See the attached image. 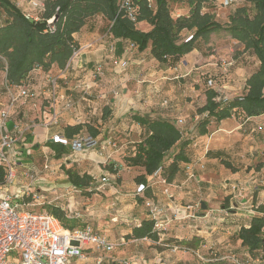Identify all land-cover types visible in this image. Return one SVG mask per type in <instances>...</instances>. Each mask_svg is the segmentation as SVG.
Masks as SVG:
<instances>
[{
    "label": "crops",
    "instance_id": "crops-1",
    "mask_svg": "<svg viewBox=\"0 0 264 264\" xmlns=\"http://www.w3.org/2000/svg\"><path fill=\"white\" fill-rule=\"evenodd\" d=\"M11 1L24 14L31 13L32 19L35 20L41 18L46 8V0ZM151 2V7L155 8V1ZM0 9L2 14L3 6L0 5ZM136 26L143 31L152 28L147 21H139ZM92 27L93 25L86 21L81 30L73 34V41L81 49V54L76 60L71 63L68 61L64 67L52 63L49 68L44 66L33 68L23 82L10 83L15 85L12 88L15 94L19 92L18 85H25L29 92L28 97L17 98L10 114V124L22 120L30 129L14 147L15 151L24 149L22 153L11 155L18 168L23 167V171L17 174L15 184L7 187L1 182L3 171L0 168V194L10 193L18 196L19 192L26 188L34 189L24 181L29 179L28 172L34 170L33 161H30L32 148L38 146L39 152L41 149L43 151L50 149L55 153L48 142H53L51 140L55 135H66L67 126L76 125H80L81 130L72 137L78 134L91 136L96 142L95 147L74 150L57 143L70 151L62 158L56 159H65L76 165L75 168L81 169L77 170L80 174L87 173L92 180L97 178L95 175H100V185H109L112 177L121 175L123 170L119 169L121 158L127 154L134 155L139 143L146 136V128L136 122L134 115H149L152 119L173 121L182 132L180 141L167 153L165 159L169 162L167 164L165 162V166H168L181 148L186 156V161H180L179 171L171 183H163L162 179L165 177L159 172L150 176L143 193L137 192L138 183L136 185V196L143 198L145 205L147 200L153 201L158 205L160 213L155 216L146 205L148 209L145 213L135 214L137 221L135 225L122 227L124 218H119L118 215L114 218L105 215L102 209L104 204L100 205V227L111 226L113 228L109 233L111 238L106 235L117 242L124 239L126 243L123 245L127 247L117 253L114 252L115 249L101 253L90 245L85 248V257L74 258L71 264H97V259L103 254L105 264H119L123 259L133 260L137 264H172L181 262L185 255H193L184 251L173 252L152 238L132 237L134 227L140 226L145 218H152L155 225L158 221L163 225L164 228L159 232L165 240L187 244L198 239L195 237H201L202 240L195 247L205 244L218 249L220 253H234L230 248L231 244L227 243L233 230L237 237L236 247L246 250L238 237L240 229L243 226L249 227L253 217L264 215L259 211V207L264 206V189L259 188L260 191L251 196L246 191L251 187L255 188L253 184L257 181L255 179L257 166L264 163V115L246 116L241 109H235L229 117L217 120L215 117H209L207 111L201 113L199 109L206 104L207 90L210 89L216 92L214 100L219 105L242 97L247 91V79L259 68L260 61L257 56L252 51L245 50L244 44L234 39L227 31H212L198 37L193 42L194 48L179 59L169 56L167 62H160L151 55L150 47L141 51L138 44L127 38L115 37L109 28L105 32L96 33L88 30ZM185 31L194 33L196 29H184L181 34H186ZM187 37L180 38L179 42H185L183 39ZM238 49L242 52L239 63L232 57L233 51ZM249 58L252 59V63L247 60ZM217 59L221 61L233 59V64L226 71L223 66L218 65ZM115 60L118 63H115ZM98 66L104 70L101 75L96 72ZM105 70L118 73L119 79L124 82L121 94L112 88L114 96L111 105L117 106L122 115L127 112L130 114L131 128L134 132L126 131L122 134L118 130L121 124L118 126L112 124L114 117L103 121V115L106 117L110 113V108L113 109L112 106L110 108L105 106L104 108L109 109L105 115V111L100 108V102L108 96V92L100 89L101 81L104 80V77H101ZM212 77L218 78V82L211 88L205 79ZM52 78L58 80L55 103L54 98L50 96ZM203 87H206L205 91ZM8 100L9 93L4 86L0 91V109ZM54 112L57 114L56 124L47 126ZM112 116L116 118L118 114L112 112ZM206 119L209 120L207 133L200 134V123ZM60 125L61 131L59 128L54 129ZM118 137L122 138V144L119 143ZM185 142L187 145L183 146ZM74 156L76 158H73ZM29 161L31 163H27ZM224 161H227L231 168L227 167ZM81 162L93 167L92 170L82 169ZM141 173H144V170ZM32 180L38 191L56 189V186H47L52 184V180L47 178ZM59 181L67 182L64 185L65 189L80 191L69 181L66 174L64 178L55 182ZM236 183L246 188L243 196L239 198L232 189ZM161 184H166L165 186H168L166 188L173 195L171 199L167 196L169 201H166L164 192L166 188L162 191ZM107 193H113L112 186ZM24 198L20 199L29 202ZM196 202H199L200 206L201 202H205L207 213L205 210L201 213L195 210ZM76 204L75 200L69 199L65 210L67 218L81 217L80 212L72 210ZM188 206H193L194 209H189ZM208 217L212 219L210 220L212 225L206 230L201 223L207 221ZM235 221H240V224L225 225V222ZM154 230L158 233L155 226ZM208 237L210 240L216 239L214 242H208L206 241ZM223 242L222 248L215 246ZM234 254L239 256L238 253ZM244 255L246 258L248 250L244 251ZM174 256L175 260L171 262Z\"/></svg>",
    "mask_w": 264,
    "mask_h": 264
},
{
    "label": "trees",
    "instance_id": "trees-1",
    "mask_svg": "<svg viewBox=\"0 0 264 264\" xmlns=\"http://www.w3.org/2000/svg\"><path fill=\"white\" fill-rule=\"evenodd\" d=\"M140 5L139 21H147L152 25L149 31H143L119 12L120 0H46L45 11L38 20L29 19L11 0H0V5L7 12L9 19L0 26V70L7 71V80L12 84L23 82L35 66L49 68L52 63L64 67L72 56L71 43L73 34L81 30L87 19L96 14H103L110 24V32L115 37L127 38L138 44L144 51L150 47L151 55L160 62H167L168 57L179 59L194 48L193 42L200 36L224 28L213 20L208 12L201 14L202 4L206 0H154L156 7L149 5L148 0H136ZM170 1L189 2L192 6L190 16L171 14ZM255 8L254 14H249L246 5L238 6L230 16L228 29L230 35L244 44L245 50L252 51L260 61L259 68L247 79V91L242 97H237L219 105L214 97V90H207V102L199 111L208 112L209 117L222 120L229 117L233 111L241 109L246 116L264 115V0H251ZM55 19L50 31L48 20ZM196 27L194 38L189 42H179L180 33L184 29ZM78 47V45H76ZM209 78L206 80L208 81ZM206 81V82H207ZM105 115L109 109L104 108ZM134 119L146 128V136L139 143L137 152L126 158L130 167H141L144 173L138 174L135 181L147 184L150 176L161 171L168 183H171L179 171L180 161H186L183 148L173 160L165 166L167 153L180 141L181 130L173 121L152 119L149 115H134ZM209 120L200 123V134L207 133ZM81 130L80 125L67 126L68 137ZM54 147L56 158L60 159L69 149L54 142H48ZM187 142L183 143L186 146ZM58 146V147H57ZM227 167L231 165L224 161ZM69 181L78 189L87 188L92 180L87 173L80 174L72 167L64 168ZM1 174V173H0ZM1 179V178H0ZM143 202V198H139ZM33 211V210H32ZM264 213V206L259 207ZM49 213L58 218L68 229L79 226L77 221L66 217V212L60 206H48ZM86 225H81L84 227ZM155 221L152 218L143 219L138 227H134L132 237H148L157 240L154 230ZM264 215L252 218L249 227H242L238 234L241 244L250 253L264 246ZM131 237V235L129 236ZM187 242L197 246V241ZM215 264H231L218 262Z\"/></svg>",
    "mask_w": 264,
    "mask_h": 264
},
{
    "label": "built area",
    "instance_id": "built-area-1",
    "mask_svg": "<svg viewBox=\"0 0 264 264\" xmlns=\"http://www.w3.org/2000/svg\"><path fill=\"white\" fill-rule=\"evenodd\" d=\"M148 3L151 6V0H148ZM119 12L136 25L139 22L140 4L136 0H120ZM25 15L29 19L33 18L31 13H26ZM52 21L53 18L48 20L50 31L55 30ZM71 46L73 47V51L69 63L76 60L81 54L80 47H77L74 41H72ZM111 48L113 49V47ZM223 62H228L227 64L229 66L233 63L230 61ZM115 63H118V61L115 60ZM229 66L224 67V69L227 71ZM34 68L38 69L40 66H35ZM96 72L101 75L104 70L101 66H98ZM217 79L213 77L209 78L207 81L208 86L212 88L218 82ZM50 82V96L54 98L55 103V92L58 86V80L57 78H52ZM4 86L9 93V100L0 109V168L3 171L1 182H3L4 186L8 187L15 183L17 178V163L15 159H12L11 155L22 153V150H24L15 151L14 147L22 141L26 132L30 129L22 120L10 124V114L17 98L19 96L28 97L29 92L25 85H18L20 87L19 92L15 94L12 89L15 85L8 82L7 76L4 81ZM56 119L57 114L54 112L51 121L46 125L56 124ZM52 140L55 143L69 146L74 150H84L95 147L96 145L95 140L91 136L81 134L75 137H68L64 134L55 135L52 137ZM44 167L47 169L48 165ZM159 171L155 174L159 173ZM27 176L30 179H34V175L28 174ZM162 182L166 183L167 181L163 178ZM146 188V184L140 183L137 186V192L143 193ZM232 189L236 191V196L239 198L243 196V191L246 188L242 184L236 183L232 186ZM164 192L169 199L173 198V195L167 188ZM25 196L32 200L29 201L31 204H35L34 202L40 197L37 192L32 191L30 188L20 191L18 196L0 194V264H71L74 258L85 257V248L87 246L92 245L101 253H107L113 251L118 245L126 243L124 239L120 242L111 240L106 234L91 225L74 227L72 229L65 228L55 216L46 212H37L28 209L26 206L28 204L30 205L29 202H14L16 198H24ZM146 205L155 216L160 213L158 205L153 201L147 200ZM199 206L200 204H198ZM188 208L194 209L193 206H188ZM155 227L158 229L157 234L159 238L157 241L161 246L173 252H190L205 264L218 262H228L231 264H264V246L254 253L248 251L246 258H241L234 253H220L218 249L208 247L205 244L195 247L179 241L165 240L159 232L164 228L163 225L158 221ZM12 251H16L19 256L16 261L9 259ZM97 260V264H105L104 254L100 255ZM119 264L137 263L133 260L123 259L120 260Z\"/></svg>",
    "mask_w": 264,
    "mask_h": 264
},
{
    "label": "rangeland",
    "instance_id": "rangeland-1",
    "mask_svg": "<svg viewBox=\"0 0 264 264\" xmlns=\"http://www.w3.org/2000/svg\"><path fill=\"white\" fill-rule=\"evenodd\" d=\"M243 5H246L248 7L249 14L252 16L255 12V8H254L251 0H233V1H231V0H206L202 4L201 14H204L205 12L210 13L212 15L213 20L221 23L224 26V28H220L218 30H215L216 32L227 31L229 33L228 29H226V28L230 23V16L238 6H243ZM170 8H171V14L174 18H177L178 16H181V15L189 17L190 13H191L192 6L187 1H185V2L170 1ZM8 19H9L8 14L3 9L2 14H1L0 26L5 24ZM87 21L93 25V27L91 29H88V30H92L96 33L105 32L106 30H108V28L111 24L110 20L107 17H105L103 14H96L94 16H91L87 19ZM194 28L196 29V27H194ZM190 31L192 32V30H190ZM190 31L187 33L185 31L186 34H183V35L181 34L182 32L180 33L181 38L188 36L187 38L183 39V40H185V42L190 41L195 35V32L191 33ZM207 34H204V35H207ZM182 42H184V41H182ZM213 53L215 55V51ZM205 54H209V53L205 52ZM241 55H242V52L240 49H238L237 51L234 50L232 53V57H234L235 61L238 63H239V60L241 61ZM215 57L217 58V55H215ZM247 60H249L250 63L253 62L251 58H249ZM230 62H233V59L230 60ZM217 63H218V65L223 66V67L229 66L227 64L228 62H223L219 59H217ZM229 67H228V69H229ZM6 76H7V71L6 70H0V91L3 90V87H4L3 82L5 81ZM103 77H104V80L101 81L102 86L100 87V89L103 88L105 90V92H108V96L105 100L100 102V108L104 110L105 106H108L109 108L111 106L113 107V109L110 108V113L106 117H104V115H103V121H108L109 117H114L113 118L114 120L112 119L113 120L112 124L114 126H118L121 124V126L118 130H120V132L122 134H124L123 132H126V131L127 132H134V130L131 128L132 121H131L130 114L127 112L124 115H122L121 112L118 110L119 108L117 106L111 105L112 98L114 96V92H113L112 88H115V90H117L121 94L122 88L124 86V82L119 79L120 76L118 73L116 74L115 72H111L110 70L106 71L101 78H103ZM206 81L207 80L205 79V82ZM203 88H204L203 90L205 91L206 87H203ZM107 103H108V105H107ZM117 111H118V113H117ZM112 112L114 114H118V116L115 118V116H112ZM58 121L60 122V120H58ZM59 122L57 125L60 124ZM56 128L57 129L59 128L60 131L62 129L61 125L54 127L55 130H56ZM122 128H124V129H122ZM120 132H118V133H120ZM121 139L122 138L118 137L120 144H122ZM131 145H134V144H131ZM50 148L53 150L54 147L53 148L50 147ZM130 155H132V154H127V156H124L121 158V162H120L121 165L119 167V169H123L120 173L121 175L119 177L118 176L112 177V179H111L112 181L109 185L106 184L105 186H101L100 185L101 184L100 183V175H95L97 178L96 179L93 178L89 187L81 188V189H79L80 191H74L75 189H70V190H69V188L65 189L64 185L67 184L66 181H59V182H55V181L61 180L62 178L65 177L66 173H65L64 168L72 167L75 170H81V169L75 168L76 165L75 166L72 165L71 163H69V161H66L65 159H61V160L56 159L55 153H53L50 149H46L45 151H43L41 149L39 152V147L35 146L32 148V153L30 156V161H33L32 165L34 166V170H32V171L30 170L28 173L31 175L33 174L34 179L36 178V179L42 180L43 178H47L49 180H52V182H51L52 184H47V186H49V185L50 186H56V189L46 190V191H38V190H36L37 186L34 185V180H32L30 178L25 179L24 181L26 182V184L28 183V185L30 187L34 188L32 190L34 192H37L40 196L39 199L36 202H34L35 204H30L26 207L30 210L37 211V212H47L48 206H60L62 208H65L64 210H66L67 205L69 204V199L75 200L77 202V204L72 207V210H73V212L77 211V212L81 213V217L74 219L77 221L78 225L81 226V225L90 224L94 228H96L97 230H99L105 234H108V236L110 237L109 233L111 232V230L113 228L111 226L100 227V205L104 204L102 209H104L105 215H108L110 217L112 216L111 218H114L118 215V216H120L119 218H124V221L121 224L122 227L123 226L131 227L137 223V221L135 220V218H136L135 214L145 213V211L148 208L144 202L139 203L138 202L139 197L136 196L137 182L135 181V177L138 174H140L141 172H143L144 169L141 167H130V166H128L127 162H126V158ZM73 158H76V157L74 156ZM78 158H81V156L80 157L78 156ZM30 161L27 163H31ZM168 162H169V160L166 161V164ZM47 164L49 165V168L45 169L44 166ZM81 168L82 169L86 168L87 170H92L93 167H89L88 165L83 164L81 162ZM20 171H23V167L18 168V166H17V174H19ZM159 172L161 173V171H159ZM256 173L257 174H255L256 175L255 179L257 181H256V183L253 184V186H255V188L251 187L248 190H246L247 194L249 196H251L254 193H258L260 191L259 188L264 189V163L258 164ZM21 177H24V176H21ZM53 180H55V181H53ZM14 184L15 183H13L11 185H14ZM11 185H9V186H11ZM165 185L166 184H161L162 191L166 187H168ZM111 186H112L113 193L108 194L107 190ZM11 190H12V188H11ZM165 195H166V201H169L167 198V194H165ZM116 196H121L122 198H116ZM24 200L25 201H32L31 199H28L27 196H25ZM21 201L22 200L20 198L14 200V202H21ZM135 202H137V205H135ZM198 204H200V203L196 202V204H195L196 210H198L199 213H201V212H203V209L201 208V206L198 207ZM232 208L234 209L235 207L233 206ZM87 213H91V214L87 215ZM205 213H207V210H205ZM208 218L209 219H207V221H203L201 223V225L206 230H209L208 227L212 225L211 221H210L212 219L210 217H208ZM112 222H114V220H112ZM239 224H240V221L229 222V223L225 222V225H227V226H236ZM119 236H122V235H118V237ZM216 237H218V236H216ZM195 238H198L197 243L200 242V240H202L201 237H195ZM215 239L216 238L210 240V237H208L206 239V241L208 240V242L209 241L214 242ZM227 243L231 244L230 248L233 250L234 253H238V255L241 258H245L244 251H246L247 249L244 250L242 248L236 247L237 246V237H236V234L233 230H231V234L229 235ZM223 245H224V242L222 244H219V245L217 244L215 246H217V248H219V247L222 248ZM126 247L127 246L123 245V244L118 245L115 248L114 252L117 253L119 250L125 249ZM222 250H225V249H222ZM175 257L176 256L173 257L171 262H173L175 260ZM17 258H19L17 252L12 251L9 259L11 261H16ZM172 264H203V263L198 261L197 258H194V255L188 254V255L184 256V258H183V260H181V262H178V263L176 262V263H172Z\"/></svg>",
    "mask_w": 264,
    "mask_h": 264
},
{
    "label": "water",
    "instance_id": "water-1",
    "mask_svg": "<svg viewBox=\"0 0 264 264\" xmlns=\"http://www.w3.org/2000/svg\"><path fill=\"white\" fill-rule=\"evenodd\" d=\"M56 18H57V16L54 17V19H53V21H52V24L54 23V21H55ZM51 141H53V140H51ZM201 208H202L203 210H206L207 206H206L205 202H201Z\"/></svg>",
    "mask_w": 264,
    "mask_h": 264
}]
</instances>
